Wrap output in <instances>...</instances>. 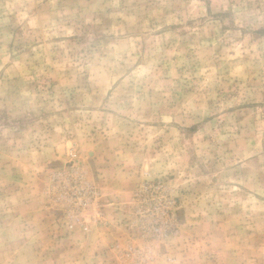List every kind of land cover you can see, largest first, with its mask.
<instances>
[{
	"label": "rangeland",
	"instance_id": "obj_1",
	"mask_svg": "<svg viewBox=\"0 0 264 264\" xmlns=\"http://www.w3.org/2000/svg\"><path fill=\"white\" fill-rule=\"evenodd\" d=\"M0 264H264V0H0Z\"/></svg>",
	"mask_w": 264,
	"mask_h": 264
}]
</instances>
